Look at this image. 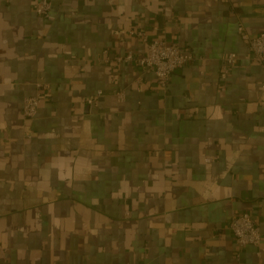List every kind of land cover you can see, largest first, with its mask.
<instances>
[{
	"label": "crops",
	"instance_id": "crops-1",
	"mask_svg": "<svg viewBox=\"0 0 264 264\" xmlns=\"http://www.w3.org/2000/svg\"><path fill=\"white\" fill-rule=\"evenodd\" d=\"M50 1L0 0V264H264V0ZM137 31L194 60L161 87Z\"/></svg>",
	"mask_w": 264,
	"mask_h": 264
},
{
	"label": "built area",
	"instance_id": "built-area-1",
	"mask_svg": "<svg viewBox=\"0 0 264 264\" xmlns=\"http://www.w3.org/2000/svg\"><path fill=\"white\" fill-rule=\"evenodd\" d=\"M52 1L38 0L37 13L49 17L51 16ZM242 37L247 42L252 59L264 66V31L256 35H251L240 27ZM137 35L147 44L146 52L136 60L144 72H151L156 76L157 83L166 88L172 73L180 67H183L194 60V55L185 52L176 42L168 41L162 38L149 39L148 34L143 31H137ZM119 61H133L135 56L133 52H128L124 56H118ZM236 63L234 53L226 56L222 64L221 76L225 79L230 71V66ZM40 92L36 95L28 96L23 102V115L27 118H33L37 115L41 103L42 92L48 90V85L40 84ZM104 95L103 91L88 99L89 105H96L99 99ZM122 98L124 95L119 94ZM229 231L233 234L236 242L240 246L259 245L263 234L260 226L254 216L249 212H239L234 214L227 223Z\"/></svg>",
	"mask_w": 264,
	"mask_h": 264
}]
</instances>
